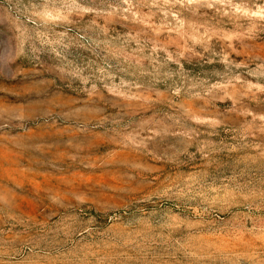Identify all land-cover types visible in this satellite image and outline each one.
<instances>
[{
	"label": "rangeland",
	"instance_id": "rangeland-1",
	"mask_svg": "<svg viewBox=\"0 0 264 264\" xmlns=\"http://www.w3.org/2000/svg\"><path fill=\"white\" fill-rule=\"evenodd\" d=\"M0 264H264V0H0Z\"/></svg>",
	"mask_w": 264,
	"mask_h": 264
}]
</instances>
